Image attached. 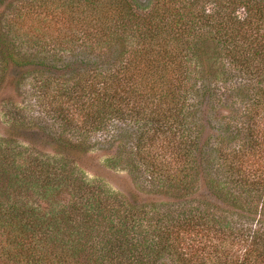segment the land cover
I'll list each match as a JSON object with an SVG mask.
<instances>
[{"label": "trees", "instance_id": "trees-1", "mask_svg": "<svg viewBox=\"0 0 264 264\" xmlns=\"http://www.w3.org/2000/svg\"><path fill=\"white\" fill-rule=\"evenodd\" d=\"M11 67L55 147L1 139L14 264H264V0H0ZM96 149L131 192L78 166Z\"/></svg>", "mask_w": 264, "mask_h": 264}, {"label": "rangeland", "instance_id": "rangeland-1", "mask_svg": "<svg viewBox=\"0 0 264 264\" xmlns=\"http://www.w3.org/2000/svg\"><path fill=\"white\" fill-rule=\"evenodd\" d=\"M210 5L207 6L209 8ZM34 101L31 80H25L18 74V71L11 67L7 76L0 84V143L1 139H6L10 143L14 139L22 147L27 148L32 155L37 153L42 158L46 155H53L55 147L53 141L47 134L37 125V121L32 119L39 113L40 108L32 105ZM19 118L25 117L22 125L25 127L15 130L13 122L15 116ZM1 145V144H0ZM26 150V149H24ZM101 150H90L87 153L80 154L75 158L78 166L90 177L96 176L100 178L108 187L123 194L132 191V183L127 172L123 169L109 168V162L106 160L107 155ZM30 155V154H28ZM23 157H25L23 155ZM23 159V158H22ZM18 196V192H13ZM26 201L35 202L37 196L31 189L25 190L23 193ZM67 194L63 193L58 196L59 201L65 202ZM4 238L0 234V264H14L5 254Z\"/></svg>", "mask_w": 264, "mask_h": 264}]
</instances>
